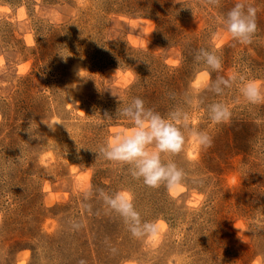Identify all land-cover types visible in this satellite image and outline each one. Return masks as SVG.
Wrapping results in <instances>:
<instances>
[{
    "label": "rangeland",
    "instance_id": "1",
    "mask_svg": "<svg viewBox=\"0 0 264 264\" xmlns=\"http://www.w3.org/2000/svg\"><path fill=\"white\" fill-rule=\"evenodd\" d=\"M237 3L256 9L249 44L222 24ZM233 74L264 94V0H0V264H264V101L241 79L211 91ZM135 97L188 114L182 151L161 154L185 173L173 189L99 154L133 127L119 110ZM117 194L155 235L132 234Z\"/></svg>",
    "mask_w": 264,
    "mask_h": 264
},
{
    "label": "clouds",
    "instance_id": "2",
    "mask_svg": "<svg viewBox=\"0 0 264 264\" xmlns=\"http://www.w3.org/2000/svg\"><path fill=\"white\" fill-rule=\"evenodd\" d=\"M211 5H218L219 0H207ZM222 24L232 39L249 44L257 31L256 9L243 3L235 4L223 17ZM196 62H203L213 71L222 68L220 57L211 51L199 49L194 56ZM237 79H241L240 91L250 103L264 101V94L254 81L243 82L236 74L225 78L218 76L210 85L215 94H222L224 89L231 87ZM210 119L214 123L226 122L230 118V110L221 103H212L208 108ZM119 115L128 118L133 127L126 133H117L99 148V154L105 159L129 166L134 178L143 180L150 187L165 184L169 189L175 188L185 179L184 171L175 162H164L161 154L176 155L182 151L185 136L182 128H189L188 114L183 109L175 108L162 116L151 108L144 106L143 100L135 97L119 110ZM111 121L112 118L105 114ZM193 140L200 146H211V137L200 130H190ZM107 202L113 210L119 212L131 224L134 236L145 233L155 235L158 228L153 223L141 226L139 213L135 210L131 199L122 194L108 197Z\"/></svg>",
    "mask_w": 264,
    "mask_h": 264
}]
</instances>
